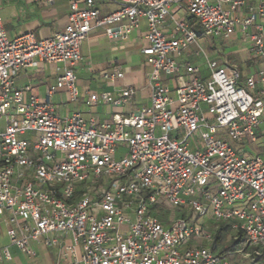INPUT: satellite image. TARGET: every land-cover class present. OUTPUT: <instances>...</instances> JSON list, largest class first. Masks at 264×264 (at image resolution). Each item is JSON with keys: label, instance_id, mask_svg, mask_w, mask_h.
I'll list each match as a JSON object with an SVG mask.
<instances>
[{"label": "built area", "instance_id": "built-area-1", "mask_svg": "<svg viewBox=\"0 0 264 264\" xmlns=\"http://www.w3.org/2000/svg\"><path fill=\"white\" fill-rule=\"evenodd\" d=\"M101 1L72 0L65 29L43 39L10 37L0 16V222L10 244L34 257L31 244L43 242L65 264H254L251 253L221 256L212 243L226 223L264 255V145L243 152L264 127V69L242 84L236 67L210 58L188 17L212 43L240 32L264 61V0H107L118 7L107 15ZM143 21L149 104L102 124L61 114L51 98L79 100L75 67L90 33L127 41ZM192 47L207 78L183 60ZM42 65L61 73L46 101L16 82ZM135 95L133 86L89 93L86 105L123 107ZM12 259L0 243V260Z\"/></svg>", "mask_w": 264, "mask_h": 264}, {"label": "crops", "instance_id": "crops-1", "mask_svg": "<svg viewBox=\"0 0 264 264\" xmlns=\"http://www.w3.org/2000/svg\"><path fill=\"white\" fill-rule=\"evenodd\" d=\"M71 1L55 0L47 4L46 0H0V16L7 33L12 38L28 33H33L38 39L48 38L65 29ZM100 4L103 15L118 9L117 5L107 0H102ZM146 34L145 21L129 36L127 41L111 40L101 29L92 31L81 48L83 61L75 67L80 92L79 100L71 103L66 91H60L51 98V101L59 106L60 113L63 115L81 113L85 120L95 118L98 123L102 124L111 122L117 114L128 116L136 107L148 105L150 94L147 89V75L150 68L146 64V58L141 54L142 48L146 45ZM233 40L237 41V46H235L236 43L231 42ZM226 43L228 46L225 50H217L219 56L216 59L225 60L236 67L241 73L242 84L264 69V61L256 59L251 54L249 43L240 32H237ZM194 51L195 48L185 53L183 60L202 67V77L207 78L208 71L204 67L203 60L196 57ZM215 54L208 53L210 58ZM58 67L57 65H42L39 68L23 70L17 78V86L31 85L33 93L46 101L48 100V88L56 83L61 74L57 71ZM116 68L123 72L124 78L117 79L113 83L104 80L103 75ZM164 82L170 83L169 77H164ZM127 86H133L136 90L135 98L129 105L123 107L86 105L89 93L110 92L118 95ZM262 90H264V85H258L257 93ZM259 132V144H248L243 151L245 155L257 156L261 152L264 145V127H261ZM0 243L9 248L13 257L11 261L0 260V264H65L59 260V250L48 248L43 242L31 244L37 253L36 256L24 255L17 247L10 244L6 226L1 222Z\"/></svg>", "mask_w": 264, "mask_h": 264}, {"label": "trees", "instance_id": "trees-1", "mask_svg": "<svg viewBox=\"0 0 264 264\" xmlns=\"http://www.w3.org/2000/svg\"><path fill=\"white\" fill-rule=\"evenodd\" d=\"M192 27L198 32L197 26L192 22V18L189 19ZM199 36L203 35L202 32H198ZM212 249L215 253L221 256H228L233 252L242 249L244 252L251 253L252 260L254 264L262 262L264 260V255L256 256L255 249L250 248L244 244V237L240 233L238 236H233L230 233V226L226 223H222L218 226L217 233L214 237L212 243Z\"/></svg>", "mask_w": 264, "mask_h": 264}, {"label": "rangeland", "instance_id": "rangeland-1", "mask_svg": "<svg viewBox=\"0 0 264 264\" xmlns=\"http://www.w3.org/2000/svg\"><path fill=\"white\" fill-rule=\"evenodd\" d=\"M183 5H186V2L183 3ZM190 19V17H188V20ZM192 22L197 26V30L198 32H202L203 33V29L201 27V25L199 24V22L192 18ZM200 43L204 46V48L208 51V53L210 54H215V56H213L212 58L216 59L218 58V51L220 50H225V48H227L228 46V43H220V42H215V43H212V41L206 37H203L201 36L200 37ZM233 44H235L236 42L233 40L231 41ZM235 46H237V43L235 44ZM195 47H192L191 50H193ZM190 50V51H191ZM218 50V51H217ZM250 262L249 261H246V260H241V262L239 264H249ZM236 264V263H235Z\"/></svg>", "mask_w": 264, "mask_h": 264}]
</instances>
